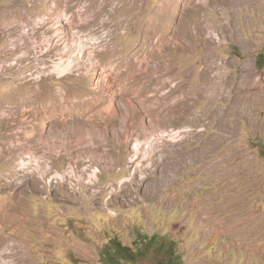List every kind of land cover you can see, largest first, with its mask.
<instances>
[{
    "label": "rangeland",
    "instance_id": "rangeland-1",
    "mask_svg": "<svg viewBox=\"0 0 264 264\" xmlns=\"http://www.w3.org/2000/svg\"><path fill=\"white\" fill-rule=\"evenodd\" d=\"M0 65L4 105L20 87L52 106L67 95L101 125L81 147L70 131L58 171L26 152L7 172L14 185L64 171L62 189L101 208L93 264L109 242L154 264L152 237L174 243L173 264H264V0H0ZM34 185L0 198V264H63L44 214L64 224L67 211Z\"/></svg>",
    "mask_w": 264,
    "mask_h": 264
},
{
    "label": "crops",
    "instance_id": "crops-1",
    "mask_svg": "<svg viewBox=\"0 0 264 264\" xmlns=\"http://www.w3.org/2000/svg\"><path fill=\"white\" fill-rule=\"evenodd\" d=\"M43 84L48 87L50 82L48 79H43ZM21 88L23 87L18 89V93H13V97L17 99L12 106L4 105L6 102L2 101L3 94L0 93V198L4 199L6 197L7 203L18 204L22 199V194L33 193L32 184H35L34 186H38V188L43 187L44 192L50 193L49 198L53 203L50 211L55 209V205L59 209H63L64 212L67 211L66 214H63L64 217L62 219H64L62 221L65 223H61L62 225L58 224L57 219L54 220L44 214L48 224L50 223L51 233L55 234V236L50 238L49 242L53 243L52 250L54 252L57 251V257L61 258L59 262L63 264H93L94 261L92 259L101 260V254H98L100 244L107 238V234L99 232L95 221L97 220L95 218L96 212L101 208H96L94 201H85L83 195H70L68 191L62 189L65 187H62L61 184L51 187L49 179L52 172L49 170L42 169L40 178L33 183L25 179H19V176L18 178L13 177L15 178L14 185L9 183L11 171L9 175H7V172L8 170H13V168L15 169L17 162L23 161L22 157L27 154L26 152L47 153L53 161V169L58 171L56 168L68 161L67 147L70 131L77 130L76 134L71 137L74 140L73 145L81 147L86 145L84 130L101 125L99 121L98 123L94 121L86 122L84 116L86 106L81 102V105L77 102L74 106H69L67 95L66 97H59V105L52 106L54 93H23ZM58 113L61 132L54 133L53 129L56 126L58 127L59 124H53L54 121H52L51 116L55 117ZM105 124H108L109 129L111 122L107 121ZM88 140V145L95 144L94 142L92 143L90 138ZM41 160H43L42 156ZM82 161H84L82 156L75 160L77 163ZM79 187L80 185L78 184L77 188ZM87 195L92 194L87 193ZM93 197L95 196L91 197L92 200ZM33 203L35 204V201ZM85 211L87 212L85 213ZM89 224L92 227H89ZM67 225L69 228L63 227H67ZM86 228L87 231L85 232ZM81 229L84 230L86 237L76 233V231ZM92 235L94 238L96 237V242L90 243L86 239H92ZM104 243L106 245V240ZM109 243L108 253L112 252V242ZM124 246L129 245L124 244ZM38 255H35V258L40 259L42 253H40V257ZM35 264H39L38 260Z\"/></svg>",
    "mask_w": 264,
    "mask_h": 264
},
{
    "label": "trees",
    "instance_id": "trees-1",
    "mask_svg": "<svg viewBox=\"0 0 264 264\" xmlns=\"http://www.w3.org/2000/svg\"><path fill=\"white\" fill-rule=\"evenodd\" d=\"M149 240V241H148ZM161 239H156L154 237L147 239L149 242V246L151 248H154V251L158 254V256L163 252L166 254L167 257H165V254H161L160 261H157V257H154V264H173L174 262V243H170V245L167 243V247H163L162 245H158V242ZM173 240V239H172ZM173 242V241H172ZM114 247L111 248L112 252L105 253V257L107 258V264H136L138 262V259L141 257H146L143 260H147V253L145 255V251H134L132 248L128 246H124L121 243H113ZM166 248V249H165ZM168 253V254H167ZM153 254L150 258H152ZM149 258V259H150ZM159 262V263H158Z\"/></svg>",
    "mask_w": 264,
    "mask_h": 264
},
{
    "label": "built area",
    "instance_id": "built-area-1",
    "mask_svg": "<svg viewBox=\"0 0 264 264\" xmlns=\"http://www.w3.org/2000/svg\"><path fill=\"white\" fill-rule=\"evenodd\" d=\"M213 34V33H212ZM214 36H216L214 34ZM213 39V38H212ZM215 40V39H213ZM1 67V65H0ZM1 71V69H0ZM36 161L34 160V157L31 156V159H29L28 161V164H31L32 165V170H35V168L37 167V165L35 164ZM19 167L21 166V164H23V162L19 161ZM28 164L24 163V167H27ZM22 168V167H21ZM68 173H65L64 171L60 172V173H57V172H54L51 176H50V179L49 181L51 180V182H53L54 184H62V182L64 181L65 179V176L67 175ZM70 174H74V169L70 172ZM97 174V173H96Z\"/></svg>",
    "mask_w": 264,
    "mask_h": 264
},
{
    "label": "bare ground",
    "instance_id": "bare-ground-1",
    "mask_svg": "<svg viewBox=\"0 0 264 264\" xmlns=\"http://www.w3.org/2000/svg\"><path fill=\"white\" fill-rule=\"evenodd\" d=\"M96 85H98L97 82H96ZM96 85H95V86H96Z\"/></svg>",
    "mask_w": 264,
    "mask_h": 264
}]
</instances>
